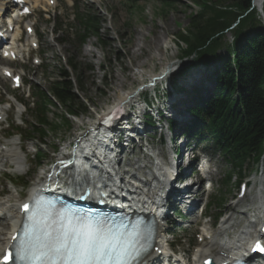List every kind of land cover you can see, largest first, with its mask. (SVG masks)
Wrapping results in <instances>:
<instances>
[{"label": "rangeland", "instance_id": "374dc122", "mask_svg": "<svg viewBox=\"0 0 264 264\" xmlns=\"http://www.w3.org/2000/svg\"><path fill=\"white\" fill-rule=\"evenodd\" d=\"M40 1H38L37 6H41L45 10L37 9L35 30L39 36V54L43 57L45 70L33 67L31 63L23 66L18 63H8V66L13 68L15 72L22 69L24 80L27 84L30 83L31 91L35 90V86L39 91H44L49 96L57 106L52 105L50 102L46 103L47 118L51 122H58L57 116L62 113L64 114V112L58 106L50 91V83L58 79L59 69L67 65V70L68 72L70 70L72 79L75 81L74 86L78 101L81 102L84 109L76 116L67 114L68 127L61 125L56 131L47 132V136L43 140H40L38 135L33 134L30 128L31 124L35 121L33 108L30 107L29 110L26 108L25 112L19 117V120L15 116L13 105L16 104L13 102V99L18 100V97H23V95L9 88V80L0 82V92L2 94L0 106L6 109L8 107L11 108V111H7V121L0 125V140L4 144L16 140L23 147L22 151H24V155L25 151L26 153H28L27 151L32 152L33 145H39L38 147L47 156L45 160H39V163L36 162V166L34 165L33 156L28 154L24 160L27 173L18 174L14 172L13 167L8 165V163L3 167L6 172L0 174V198L9 199L11 203L15 202L17 196H25L27 192L19 187L17 183L22 184L23 182H27L30 185L41 174L42 168L49 166V158L53 155V148L58 147L60 143L65 144L77 134H81L84 130L86 131L97 115L106 110L107 106L111 105L122 92L133 93L134 91L131 92V90L136 88L143 79L152 73L160 74L164 67L168 65L174 64L170 71L163 72L165 73L163 81L158 80L154 83V87H162V89L160 88V93H169V96L163 99L164 103H169L171 106L170 112L164 109L165 117L174 115L176 111L177 113L179 112L177 110L178 106L173 103L172 92L175 89L178 95H183L186 87L184 88L181 85L189 81L191 89H188L187 94L188 96H192L193 101H190L188 105L183 107V113H186V118L183 121H177L176 119L174 121L177 126L182 122H190L192 119L191 108L188 109L189 113L186 112L185 108L192 106L194 103L196 105L201 98L212 96L216 84L214 71L220 68L223 61L222 58L225 56V48L222 45L217 52L220 58H216L213 61L195 63L192 62L193 56L184 59L180 58L184 44L178 41V35L180 31L185 30L188 26L189 15H193L199 10L192 0H142L133 2V4H130L128 0H72V6L67 5V0H55V9L53 11L52 8L54 6L49 7L45 2L39 4ZM209 1L212 3L216 2V0ZM72 13L75 16L78 13L95 16L99 21L100 27L98 37L90 35L85 43L80 46L76 41L79 23ZM70 14L72 16L67 24L66 21ZM258 14L261 16L260 12ZM61 22L65 23L64 29H59ZM262 22L264 26V19ZM230 38L231 35L227 32L225 39L230 41ZM156 39H159L157 48L153 46V42ZM227 56L229 55L227 54ZM70 60L78 63L79 69L84 74L81 87L77 79L78 73L70 67ZM4 65L6 66L7 63ZM88 65L93 67L92 71L85 69ZM171 70L173 71L171 72ZM168 81L173 83L174 87L171 88L172 91L168 88L169 84H166ZM156 95H159V93L157 92ZM148 96V91L141 94V97L144 99ZM137 105L139 107L137 108V113H143L140 108L142 105L138 103ZM106 112L107 110L103 114ZM138 116L140 115H137L136 118L143 121V118H139ZM164 121L165 118H163L161 124L154 127V130L158 131L159 126L161 128V125L165 124ZM18 123L20 124L17 126ZM10 127L21 130V137L11 136L10 138H6L10 134ZM148 129L146 130L148 131ZM149 130L150 132H146L142 137L147 141L149 139L151 141L150 136H153V129ZM164 132L166 133L163 130ZM175 134L178 136L179 132L176 130ZM24 139H31L32 142ZM155 140H158V137ZM158 143L153 141V144L156 145L154 150H161L163 156L166 155V152L168 153L166 149L167 144L159 147L160 144ZM141 145L142 143H139V140L136 139L133 152L130 153L129 150L128 157H123L122 159V166L128 168L130 172H136L133 170V166H137V164H134L136 161L143 162V165L148 164L147 158H144V155L142 156V153H139L142 152L138 148ZM209 162L212 164V171L214 173L212 176L213 187L209 191L208 199L210 202L215 203L218 199L223 198L225 202L220 210L209 208L207 215L211 218L217 213L224 214L226 210L228 211V207L233 208L232 205L236 201H240L235 211L238 212V217H243L244 215H241L240 212L246 206V203H243L244 201L251 203V190L262 189L261 182L264 179V174L262 175V172H259L262 162L261 164L250 162L242 173L244 181L253 182L259 179L257 187L255 186L256 188H253L252 185L250 186L245 199L236 198L237 188L235 187V180L223 186L219 191H214L215 186L221 185L223 169L221 160L217 156H211ZM9 178L11 181L8 180ZM141 178L144 177L141 176ZM201 199L202 201L205 200L204 196ZM229 214L225 213L224 216H229ZM208 218L205 217L202 220H198L189 228H180L173 236L167 234L166 238L171 239L178 249L189 252L191 245L198 246L199 227L206 224ZM238 220L232 219L231 221L235 223ZM249 229L252 231L255 229V226H250ZM238 232H235V234Z\"/></svg>", "mask_w": 264, "mask_h": 264}, {"label": "trees", "instance_id": "16d2710c", "mask_svg": "<svg viewBox=\"0 0 264 264\" xmlns=\"http://www.w3.org/2000/svg\"><path fill=\"white\" fill-rule=\"evenodd\" d=\"M130 4L142 0H128ZM198 12L189 15V24L180 31L178 41L184 44L181 59L193 56L192 62L206 63L220 58L219 47L224 45L225 56L220 68L214 71L215 87L212 96L201 98L191 109L193 120L183 133L207 140L229 166L225 184L235 176L236 184L250 162H258L264 153V26L263 18L252 0H192ZM264 15V1L260 0ZM131 6V5H130ZM81 33L79 42L91 35L98 37L99 21L90 14H79ZM229 32L231 40L225 39ZM227 54L229 56H227ZM78 73L81 85L84 76L78 63L70 60ZM103 68V66H102ZM86 70H93L88 65ZM59 79L50 83V91L64 114L56 115L58 122L47 118V105H56L45 93L43 104L35 110L33 134L40 139L61 125L68 127L67 114L78 115L83 109L75 92L72 75L65 67L59 69ZM57 106V105H56ZM148 123L153 124L151 120ZM199 130V132H198ZM37 159L41 160L42 156ZM222 200L219 201V206Z\"/></svg>", "mask_w": 264, "mask_h": 264}, {"label": "bare ground", "instance_id": "6f19581e", "mask_svg": "<svg viewBox=\"0 0 264 264\" xmlns=\"http://www.w3.org/2000/svg\"><path fill=\"white\" fill-rule=\"evenodd\" d=\"M28 1H30L33 7H36L39 0H28ZM45 1L46 3L48 2V0H45ZM259 3H260V0H253V4L255 7H259ZM19 33H20V30H15L13 37H18ZM158 42H159V39L154 40L153 46L157 48ZM23 47L24 46H18L15 48V52H17L18 56L21 54ZM173 66L174 64L164 67L161 73L165 71L168 72V70L171 69ZM173 70H171V72ZM1 75L3 74L2 73L0 74V80H4L5 78L2 77ZM152 79L153 78H150L149 81H152ZM163 80L161 79L160 81H163ZM154 83L150 85L149 88L147 87L136 94L122 92L121 95H119L116 98V100L112 103L113 106H110L107 109V112L104 113L103 115H106L110 111V109H112V107L114 108L120 105L123 100L124 102L127 100L125 103H127L128 101H130V103L124 107L125 109L122 112V114L117 119H114L108 128H105V130L103 131H100V130L98 131L101 137H103L102 142H100L99 144H92L90 142L91 147L90 146L88 147L89 149L87 150L88 152L94 153L95 150L98 149L99 155L103 156V158H106L110 163H113L114 164L113 166H115V163L118 166H120L123 157H127V155L129 154L128 151L131 148L135 147L136 139L139 140V143H142V145L140 146V147L143 146L142 148H144V145H146L145 147L147 149H151L150 147H154L153 146L154 144L151 145L149 141L144 140L142 137H143V134H146V132L147 133L150 132L149 129L148 131L146 130L149 126L152 128L157 127L159 124L163 122V118H165V121H164L165 124L161 125V128L159 126L158 131L153 129L152 133H154L156 137H158V140H156L157 142H162L161 139L163 140V137H164V140H163L164 143L162 145L167 144L166 149H170V147L168 146L171 144L170 141L172 139L170 137V134H171L170 126L171 125H168L167 122L168 121L171 122L172 120L174 121L175 119L177 121H183L186 118V113H183V107L188 105L190 101H193L192 96H188L187 94V91L188 89H191V86L189 85V81H186L184 82L183 85H181L184 88L186 87L184 94L182 93L183 95H178V93L175 92V89H174V91L172 92V96L174 98L173 103L178 106L177 110L179 112L177 113L176 111L174 115L172 116L169 115L168 117H165L164 109H166L167 112H170L171 106L169 103L168 104L164 103L163 99H166V97L169 96V93H160V88L162 89V87L161 86L154 87ZM166 84H169L168 88L170 89V91H172L171 88L174 87L173 83L171 81H168L166 82ZM145 91L149 92V96L144 99L143 97H141V94ZM157 92L159 93V95H156ZM135 98L136 100H134ZM137 103L142 105V107L140 108L142 109L143 113H140V112L137 113V108H139ZM188 107H191V106H188ZM188 107L185 108L186 112L188 111ZM3 114L4 113L2 109H0V115L3 116ZM137 115H140L138 117L143 118V121L138 120L136 118ZM149 120H151L153 124L148 123ZM96 123H97V120L96 121L93 120L91 122V126L94 127L93 129H96V126H94L96 125ZM88 129L89 128H87L86 131L84 130L81 132V134H79V136L80 135L82 136L83 142L85 141L84 139H86L85 137H87L88 140L91 139L90 136L88 135L89 133L87 132ZM163 130L166 131V133L165 132L163 133ZM17 145L18 143H16V140H13L12 142L6 145L0 142V169H1L2 164L12 163L14 164V170L16 172L22 171L24 167L23 166L24 157H22L21 155L22 153L20 151L21 147ZM160 146L161 145H159V147ZM168 152L170 151L168 150ZM134 164H137V166L134 167L133 169L136 172H131V175H133L134 177H136V179H139L140 181L142 179H140L137 176L138 175L137 172L142 170L144 172L143 176H145V179H144L145 183L143 184L140 183L141 186L139 185L137 188L134 189V191L135 192L141 191L142 193L146 192V193H151V194L159 193L160 189L157 188L156 184H154V180H155L154 178H155V175L160 176L161 169L159 168V169H155L154 171L150 170L149 172H146L144 171L145 166L143 165V162L136 161ZM76 165H77V169L70 170L67 174V179L69 180L70 184H72L73 186H79L86 181L89 187L94 188V187H97L100 181L105 182L106 180L110 178L109 174L107 173L106 167H102L100 169L101 172L99 175H90L85 172V167L82 164H80L79 161L76 162ZM126 166H129V165H126ZM76 171H78V173ZM107 186H109L108 187L109 190L113 188V185L110 186L109 184H107ZM259 197L261 199L260 205L261 207H264V199H262L261 196ZM9 201H10L9 199H5L4 197L0 198V212H2L4 215V218L7 219V220H4V222L2 220L3 223H0V249L4 248V246L8 243V240L11 234L13 233L15 224L18 220L17 210L16 209L14 210L15 205L12 204L13 202L10 203ZM229 209H232V208L229 207ZM228 222L229 220L227 219L223 221L222 223H220V228L212 231L213 234H212L211 239L206 240L205 243H201L199 246L196 247L193 257L195 258L198 257L202 259L204 258L206 254L209 255L208 253H213V252H214V256L223 257L224 254L228 255L236 251L237 253H239V255H243V251H242V248L244 246L243 242L247 239L248 237L247 235H250V232L240 230L237 234L233 233L231 237H228L226 240L221 239V236L223 235L222 230L226 229V225ZM202 228L203 230L207 231L206 225L202 226ZM162 235H164L163 231L159 229V237L157 241H159V243L161 244L164 242ZM153 260L154 258H149L147 262L152 263Z\"/></svg>", "mask_w": 264, "mask_h": 264}, {"label": "snow or ice", "instance_id": "6c2138e0", "mask_svg": "<svg viewBox=\"0 0 264 264\" xmlns=\"http://www.w3.org/2000/svg\"><path fill=\"white\" fill-rule=\"evenodd\" d=\"M22 211L23 228L0 249V264H136L150 247L151 232L139 222L94 218L42 197L23 204ZM251 251L264 254V244L258 239Z\"/></svg>", "mask_w": 264, "mask_h": 264}, {"label": "water", "instance_id": "95a60500", "mask_svg": "<svg viewBox=\"0 0 264 264\" xmlns=\"http://www.w3.org/2000/svg\"><path fill=\"white\" fill-rule=\"evenodd\" d=\"M264 1V0H263ZM251 8H255L256 11L260 12L261 16H263V11H262V5H260L259 7H255L254 4H253V0L251 2ZM263 19H264V16H263ZM184 59V58H183ZM180 60V58H179ZM170 70V69H169ZM168 70V71H169ZM165 75V73H161V76Z\"/></svg>", "mask_w": 264, "mask_h": 264}]
</instances>
